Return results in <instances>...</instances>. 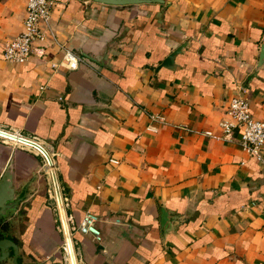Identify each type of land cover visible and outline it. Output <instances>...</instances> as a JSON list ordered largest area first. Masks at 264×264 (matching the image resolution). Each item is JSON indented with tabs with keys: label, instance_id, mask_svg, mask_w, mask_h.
Here are the masks:
<instances>
[{
	"label": "crops",
	"instance_id": "1",
	"mask_svg": "<svg viewBox=\"0 0 264 264\" xmlns=\"http://www.w3.org/2000/svg\"><path fill=\"white\" fill-rule=\"evenodd\" d=\"M52 2L45 38L18 63L1 49L25 0H0V129L50 155L74 222L96 215L99 239L71 233L78 264H264V162L239 129L218 128L235 93L264 118V0ZM65 49L83 58L75 68ZM15 143L0 138V175L10 164L28 196L5 236L20 263H62L50 176Z\"/></svg>",
	"mask_w": 264,
	"mask_h": 264
},
{
	"label": "built area",
	"instance_id": "2",
	"mask_svg": "<svg viewBox=\"0 0 264 264\" xmlns=\"http://www.w3.org/2000/svg\"><path fill=\"white\" fill-rule=\"evenodd\" d=\"M52 3V0H25L22 28L16 35L3 43L1 49V56L3 59L8 62L18 63L27 60L31 54L34 43L43 41L45 38V28L47 27ZM82 59L80 55L74 53L72 50L65 49L63 51L61 63L67 68H75ZM223 113V118L218 122L220 131L223 134H227L233 128L239 129V143L242 149L246 153L254 155L257 159H261L260 151L264 143V118L253 116L247 100L238 93L232 94L229 97ZM150 118L158 122L164 121V116L161 114H152ZM205 133L209 134L210 131H205ZM0 138H15L16 146H29L34 151L40 153L44 165L48 163L44 153L36 145L30 143H37L33 138H25L20 135L11 134L3 129H0ZM109 160L116 162L115 159ZM50 162L52 164L51 158ZM45 171H47L50 176V189L47 190V193L54 202L56 219L58 220L57 226L63 238L62 264L74 263L70 256L69 246L67 247V237L69 239V245H71V251L74 254L73 260L75 259V264H77L76 251L71 233L76 229L81 233H90L95 239H99V233L94 224L96 215L89 211H85L80 219L74 222L72 216L66 212L67 199L62 194L56 179L55 181L53 180V176H55L53 164L52 167L46 168ZM61 211L66 224L67 236H65L66 234L64 232Z\"/></svg>",
	"mask_w": 264,
	"mask_h": 264
},
{
	"label": "water",
	"instance_id": "3",
	"mask_svg": "<svg viewBox=\"0 0 264 264\" xmlns=\"http://www.w3.org/2000/svg\"><path fill=\"white\" fill-rule=\"evenodd\" d=\"M105 4H127V3H148V2H161V0H95ZM185 43H181L172 50H170L164 58L155 66L157 70L159 67L172 68L174 65V58L178 53L182 52V47ZM264 59V42L259 45V53L257 64H260ZM15 137V136H13ZM30 142V141H29ZM36 145L46 156L48 163L43 166L45 170L48 167H52L48 153L37 143L30 142ZM261 160L264 162V152L260 151ZM55 181V176H53ZM57 193V191H56ZM28 192L26 191V184L23 186L21 191H15L12 183V169L11 165L7 164L6 168L0 175V224L4 221L8 222L11 215H14L20 206V203L23 199H26ZM163 217V215H162ZM61 218L63 222L64 232L67 236L66 224L63 219V214L61 211ZM164 219V218H162ZM67 242L69 245V239L67 237ZM70 256L73 260L72 251L69 245ZM11 258L12 264H36L32 262L20 263L17 260L18 257V244L12 239V237L5 236V229L0 225V264L7 258ZM62 264V263H58Z\"/></svg>",
	"mask_w": 264,
	"mask_h": 264
},
{
	"label": "flooded vegetation",
	"instance_id": "4",
	"mask_svg": "<svg viewBox=\"0 0 264 264\" xmlns=\"http://www.w3.org/2000/svg\"><path fill=\"white\" fill-rule=\"evenodd\" d=\"M10 218H12L13 219V222L12 223H10L9 222V224L10 225H18L19 224V218L20 217H18L17 215H11V217ZM11 219V220H12ZM8 223L6 222V221H4V222H2L0 225L4 228V229H7V228H9L10 226L9 225H7Z\"/></svg>",
	"mask_w": 264,
	"mask_h": 264
},
{
	"label": "rangeland",
	"instance_id": "5",
	"mask_svg": "<svg viewBox=\"0 0 264 264\" xmlns=\"http://www.w3.org/2000/svg\"><path fill=\"white\" fill-rule=\"evenodd\" d=\"M40 154V153H39ZM43 159V158H42ZM44 162V161H43ZM50 184V183H49ZM48 184V186H47V188L48 189H50V185ZM47 189V190H48ZM47 190H46V192H47ZM48 194V193H47ZM51 200H52V198H51ZM53 201V200H52ZM53 204H54V202H53ZM56 217V216H55ZM61 236H62V234H61ZM62 241H63V238H62ZM62 255H63V248H62V243H61V259H62ZM77 258V257H76ZM77 264H78V259H77Z\"/></svg>",
	"mask_w": 264,
	"mask_h": 264
},
{
	"label": "bare ground",
	"instance_id": "6",
	"mask_svg": "<svg viewBox=\"0 0 264 264\" xmlns=\"http://www.w3.org/2000/svg\"><path fill=\"white\" fill-rule=\"evenodd\" d=\"M66 236V235H65ZM66 240H67V238H66ZM68 243V242H67ZM69 245H67V247H68ZM69 248V247H68ZM70 248H71V245H70ZM72 255H73V258H74V254L72 253ZM71 264H75V259H74V263H71Z\"/></svg>",
	"mask_w": 264,
	"mask_h": 264
},
{
	"label": "trees",
	"instance_id": "7",
	"mask_svg": "<svg viewBox=\"0 0 264 264\" xmlns=\"http://www.w3.org/2000/svg\"><path fill=\"white\" fill-rule=\"evenodd\" d=\"M55 223L58 224V220L57 219L55 220Z\"/></svg>",
	"mask_w": 264,
	"mask_h": 264
}]
</instances>
